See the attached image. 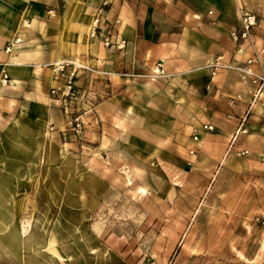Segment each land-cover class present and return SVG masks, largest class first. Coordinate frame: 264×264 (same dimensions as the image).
<instances>
[{"label": "rangeland", "instance_id": "rangeland-1", "mask_svg": "<svg viewBox=\"0 0 264 264\" xmlns=\"http://www.w3.org/2000/svg\"><path fill=\"white\" fill-rule=\"evenodd\" d=\"M252 12L254 43L223 60L239 72L255 53L252 67L264 73V10ZM71 60L83 65L72 114L87 109L85 130L81 138L65 131L71 113L56 105L65 122L47 124L38 153L24 156L10 182L11 172L0 171V264H264V95L229 151L231 137L223 150L210 142L191 153V130L203 122H160L153 99L152 122H142L153 86L113 90L108 73L98 77L95 67ZM242 84L248 103L251 84ZM112 97L124 101L116 103L120 117L102 124L96 105ZM166 114L173 118L175 109ZM160 127L166 137L157 136ZM240 148L247 153L238 155Z\"/></svg>", "mask_w": 264, "mask_h": 264}, {"label": "crops", "instance_id": "crops-1", "mask_svg": "<svg viewBox=\"0 0 264 264\" xmlns=\"http://www.w3.org/2000/svg\"><path fill=\"white\" fill-rule=\"evenodd\" d=\"M91 1L93 8L89 0H0V171L11 172L6 182L13 179V171L23 170L25 155L38 153L47 124L66 120L49 95L54 84L49 64L60 57L78 58L95 67L98 77L107 72L113 90L130 92L135 83L153 86L151 94L143 96L147 111L142 122H152L147 115L148 101L153 99L162 109L160 122L212 123L214 131L199 129V139L192 144L195 151L206 150L210 142L223 150L248 108L241 73L220 69L210 79L206 65L218 55L225 61L235 59L230 31L239 8L264 10V0H109L103 16L108 21L119 19L117 29L127 40L122 50L105 48L88 37L91 19L101 5V0ZM16 34L22 42L13 53H6V42ZM160 61L164 74L151 82L145 75ZM3 71L10 77L7 83L1 82ZM117 100L97 103L102 124L104 116L120 117L116 103L124 101ZM130 102L128 98L127 108ZM168 107L175 109L171 119ZM130 114L127 109V122L135 125ZM160 128L157 136L166 137Z\"/></svg>", "mask_w": 264, "mask_h": 264}, {"label": "built area", "instance_id": "built-area-1", "mask_svg": "<svg viewBox=\"0 0 264 264\" xmlns=\"http://www.w3.org/2000/svg\"><path fill=\"white\" fill-rule=\"evenodd\" d=\"M106 6L107 0H103L97 12L94 13L91 19L87 35L89 38L98 39L102 46H104L105 48L122 50L126 46L127 40L120 34L117 29V25L120 22L118 18H114L112 21H108L104 18L103 12L104 7ZM208 13H211V11H209ZM257 22V17L253 12L243 7L239 8L237 24L230 31V38L235 46L240 47L243 44L254 43V40L252 38V30L257 25ZM21 42L22 38L18 34L14 35L10 40L6 42L4 51L9 54L13 53ZM256 58L257 54L253 53L245 59L242 66L237 67L242 77L244 79H248L251 84L250 101L248 102V108L246 109L245 113L241 117H239L234 133L231 136V142L228 146L227 151L232 148L236 136H238L240 133L247 132L245 123L248 113L253 104L260 101L262 96L264 95V73H260L252 67ZM49 65L54 81V84L49 88V95L54 103L64 113H71L70 115H68L66 123L67 127H65V131H68L74 137L81 138L85 130V121L82 115L86 112L87 109H84L83 114H72V103L77 98L78 90L76 88V78L78 76V71L83 67V65L73 60H59ZM206 67L209 69V77L211 79L219 68H231L232 65L230 63L224 62L223 55H218L214 57L206 65ZM163 74L164 69L160 61L156 62L152 72L145 76L150 79H155ZM9 80V75L6 71H3L1 82L7 83ZM234 99L235 98H231V104L234 103ZM199 129L205 131H213L215 129V126L212 123L203 122L201 123L200 127H193V129L191 130L193 141H198ZM192 152H194V150H191V153ZM246 153L247 150L245 148H240L237 150L238 155H245Z\"/></svg>", "mask_w": 264, "mask_h": 264}, {"label": "bare ground", "instance_id": "bare-ground-1", "mask_svg": "<svg viewBox=\"0 0 264 264\" xmlns=\"http://www.w3.org/2000/svg\"><path fill=\"white\" fill-rule=\"evenodd\" d=\"M253 106H254V104H253ZM253 106H252V107H253ZM252 107H251V108H252ZM236 138H237V136L235 137V140H236ZM1 176H2V175H1ZM1 182H2V181H1ZM3 198H4V197H3ZM1 208H2V207H1ZM2 211H3V209H2ZM0 212H1V211H0ZM2 216H3V215H2ZM0 219H2V218H0ZM5 220H6V219H5ZM1 225H2V224H1ZM5 227H6V226H5ZM1 228H2V227H1ZM3 228H4V227H3ZM6 228H7V227H6ZM12 229H14V228H12ZM21 236H22V235H21ZM32 236H33V235H32ZM21 239H22V238H21ZM34 240H35V239H34ZM8 243H9V242H8ZM36 243H37V242H36ZM32 245H33V244H32ZM14 246H15V245H14ZM14 246H13V247H14ZM15 248H16V246H15ZM34 250H35V249H34Z\"/></svg>", "mask_w": 264, "mask_h": 264}]
</instances>
